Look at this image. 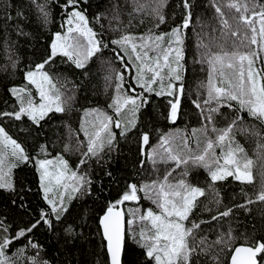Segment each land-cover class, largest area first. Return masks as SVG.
<instances>
[{
  "label": "snow or ice",
  "instance_id": "1",
  "mask_svg": "<svg viewBox=\"0 0 264 264\" xmlns=\"http://www.w3.org/2000/svg\"><path fill=\"white\" fill-rule=\"evenodd\" d=\"M30 2L43 28L54 23L51 0ZM54 3L60 9V30L51 32L43 44L41 33L26 31L31 20L21 8L13 16L9 3L2 17L7 61L4 70L10 66L13 73L22 71L24 83L7 87L14 103L5 100L0 108V189L13 194L11 203L20 214L14 218L0 212V264H53L46 258L47 250L37 233H54L61 226L65 244L77 238L75 228L83 225L68 219L72 202L92 196L93 163L106 168L112 153L120 152L121 142L127 143L130 137L138 145L140 172L151 164L157 178L140 183L126 181L117 197L100 209L98 222L102 246L107 251L106 264H123L126 237L143 250V264H223L222 254L230 255V264H264V235L244 231L237 236L231 224L227 232L219 231L215 240L200 235L201 225L230 217L232 208L217 210L207 221L194 218L199 198L206 193H212L213 199L204 205L205 211L211 213L209 205L221 203L218 182L231 177L251 185L257 167L260 186L255 200L248 196L245 203L235 207L248 210L256 201L264 203V129L245 124L246 113L264 125V3L211 0L219 28L197 18L200 31L193 25L192 0H180V15L173 12L171 24L166 11L169 0H132L126 25L120 19L118 2L110 5L111 15L104 10L91 17V0ZM145 16L151 26L136 34L132 29L144 25ZM206 27L211 31L205 32ZM190 28L198 54L194 62L207 65V79L198 83L195 98L186 84ZM13 35L17 39L13 40ZM21 37L24 43L35 40L39 45L33 46V57L23 68ZM106 52L110 53L107 58ZM58 60L81 71L80 84L59 70ZM96 60L103 69L106 107L85 108L78 130L68 126V142L53 154L49 143L55 147L59 140H49L44 124L52 119L50 113L67 114L72 110L76 93L90 84L91 66ZM186 94L197 110L200 126L192 127L190 133L180 128L163 131L152 109H159V117L175 125L181 118ZM25 118L30 123L26 124ZM12 129H16L15 135ZM237 131L251 132L258 138L255 158L237 141ZM20 133L25 134L24 139H20ZM41 136L44 142H40ZM28 140L32 141L31 148ZM67 155H75L77 162L73 165ZM158 165L166 169L162 178ZM22 166L34 168L38 177L35 191L24 184L17 189L15 170ZM200 169L207 174L206 187L200 186L199 178L192 180L193 173L198 174ZM104 175L116 183L110 170ZM29 193L39 197L35 205L28 201ZM140 193L154 207H129L125 213L121 206L125 202L138 204Z\"/></svg>",
  "mask_w": 264,
  "mask_h": 264
},
{
  "label": "trees",
  "instance_id": "2",
  "mask_svg": "<svg viewBox=\"0 0 264 264\" xmlns=\"http://www.w3.org/2000/svg\"><path fill=\"white\" fill-rule=\"evenodd\" d=\"M40 2H43V0H40ZM51 2L54 23L48 28H43L37 20V10L30 0H0V108L4 107L5 100L14 103V100H11L10 94L7 92V87L12 86L13 84L19 85L24 83L22 71L13 73L10 66L6 71L4 70L7 61L5 59L2 44V17L7 9V5L11 3L13 16H15L17 8H21L25 15L30 17L31 25L26 28V31L41 33L40 44H43L45 43V38L48 37L51 32L60 30V9L55 5L54 0H51ZM91 2L93 6L89 10L90 17L93 13L104 10H109V14L111 15L110 5L118 2L120 5V19L123 21V25L127 24L129 19L128 13L132 11V0H91ZM260 2L264 3V0H260ZM179 3L180 0H169V7L166 10L169 17V24H171L173 12H175L177 16L180 15L179 9L177 8V4ZM192 3L194 4L193 25L196 26V31H200L199 26L196 25L197 18H200L205 24H211L213 27L219 28L218 21L214 19V9L210 7L211 0H192ZM97 5H99V7H97ZM229 19H231V16H229ZM138 21L139 17L136 18L135 23L138 24ZM105 25L107 27V21H105ZM113 26H116L115 22ZM150 26L151 21L145 16L144 25L133 27L132 31L139 34L147 31ZM161 28L164 29V26L162 25ZM204 31L210 32L211 29L206 27ZM215 35L219 36V33L217 32ZM188 36L189 39L186 42V84L188 91L192 93V98H195V89L198 83L200 81H206L207 79V65L205 64L202 66L201 64L194 62V59H198V54L195 46L196 38L191 28L188 30ZM12 39L15 40L17 38L13 35ZM231 39L232 38H230L229 41V47H231ZM205 42H207V37L205 38ZM20 45V68H23L26 61L33 57V46L39 47V45L36 44L35 40L24 43V38L22 37L20 38ZM254 47L255 46H253V48ZM109 55L110 53L106 52L105 58ZM262 56H264V54H262ZM57 66L70 80H74L76 84H80L82 77L80 70H75L74 67H69L68 65H62L59 60L57 61ZM257 66L259 67V63ZM91 71L93 75L90 84L76 93V99L73 103L72 110L67 114L50 113L49 115L52 119L44 124V129L49 140L53 142L59 140V143H57L55 147H53V143H49V150L53 154L62 151L63 144L68 142V126L74 130H78L81 117L84 116L85 108L106 107L107 97L104 95L103 69L101 68L100 60H96L92 64ZM71 87L72 85H69V88ZM69 94L71 95V92ZM152 111L157 115L158 126L163 131H168L169 128H180L187 129L190 133L192 127L200 126L199 117L196 114L197 110L194 109L187 94L183 98V111L181 118L178 119L175 125H171L168 121L160 118L159 109H152ZM225 111L227 110L225 109ZM25 122L26 124L30 123L26 121V118ZM223 123L224 121L221 119L220 124L223 125ZM245 124L252 129H264V125H260L259 122L251 120L247 117L246 113ZM12 132L15 135L16 129H12ZM24 135V133H20V139H24ZM235 135L237 141L245 148L248 155L255 158L258 138L251 132L237 131ZM39 140L40 142H44L45 137L41 136ZM152 143H156V133H153ZM28 144L31 148L32 141L28 140ZM72 144H75L74 138L72 139ZM194 146L195 145L193 144V147ZM33 154L35 153L33 152ZM67 158L73 165L77 162V157L75 155H67ZM138 159H140L138 145L135 140L130 137L127 143L121 142L120 152L112 153L111 162L106 168L98 167L93 163V178L95 180L93 194L91 197H84L80 200L73 201L68 217L70 222L75 221L77 224L83 225L75 228V231L79 235L72 243L65 244L64 240L66 237L64 236L63 227L61 226H57L56 232L54 233H47L44 231L38 232L37 238L47 250L46 258L51 259L53 264H106L108 259L107 251L106 247L102 246V234L98 222V215L102 214L100 209L108 200L117 197L118 192L124 188L126 181L140 183L141 181H150L157 178V174L153 172L151 164H147L144 171L140 172L137 163ZM158 168L159 175L162 178L166 170L165 166L158 165ZM106 170L112 172L113 177L116 179V183H114L111 178L104 175ZM176 175L178 176V172ZM206 175L207 174L203 169H200L198 170V174L196 172L193 173L192 180L195 181L199 178L200 186L206 187L204 182ZM254 176L255 179L251 185L241 184L240 182L233 180L231 177H229L227 181L218 182L217 188L220 192L221 203L219 205L210 204L209 206L212 208L211 213L205 211L204 205L209 204V201L213 199L212 193H206L204 197L199 198L200 206L194 213V218L197 219L207 221L210 220L211 215L216 214L217 210L223 211L229 207L233 209V214L230 217L223 218L219 222L212 221L210 224L206 223L201 225L202 231L200 232V235L207 234L209 240H215L216 234L219 231L222 230L227 232L229 224H231L237 236L244 231L249 233L255 231L258 236L264 235V203L256 201L248 206V210L235 207L238 204L245 203L248 196H251L253 200H255V194L258 192L260 186L259 167L254 170ZM15 181L17 189H19L21 184H24L26 186H31L35 191L38 177L34 168L31 166H22L15 170ZM117 183L119 184V187H117ZM101 184L103 186L102 191ZM139 195L141 199L138 204L125 202L123 205L125 212H127L129 207H140L142 210H146L148 207H154L151 205L150 201L143 199V193H140ZM12 199L13 194L0 189V212L8 213L14 218H19V210L12 205ZM38 200L39 197L37 195H34L33 193L28 194V201L33 205H35ZM138 230L139 229L137 228V231ZM240 243L241 241H238L237 245ZM220 259L223 264H230V255L222 254ZM122 260L123 264H143V250L135 244L130 237H126L125 251L122 255Z\"/></svg>",
  "mask_w": 264,
  "mask_h": 264
},
{
  "label": "water",
  "instance_id": "3",
  "mask_svg": "<svg viewBox=\"0 0 264 264\" xmlns=\"http://www.w3.org/2000/svg\"><path fill=\"white\" fill-rule=\"evenodd\" d=\"M122 207V209L125 211V209H124V207H123V205L121 206ZM126 213V212H125ZM127 218V217H126ZM100 227V226H99ZM100 231H101V234H102V229L100 228ZM105 244H106V242H105ZM237 246H239V245H237ZM230 261H231V257H230Z\"/></svg>",
  "mask_w": 264,
  "mask_h": 264
}]
</instances>
